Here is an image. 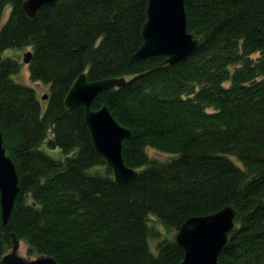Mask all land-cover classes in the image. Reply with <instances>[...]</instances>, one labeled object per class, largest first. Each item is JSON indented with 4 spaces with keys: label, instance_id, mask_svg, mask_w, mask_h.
Returning a JSON list of instances; mask_svg holds the SVG:
<instances>
[{
    "label": "trees",
    "instance_id": "1",
    "mask_svg": "<svg viewBox=\"0 0 264 264\" xmlns=\"http://www.w3.org/2000/svg\"><path fill=\"white\" fill-rule=\"evenodd\" d=\"M25 1L0 0V25L13 7L0 29V129L20 185L6 224L0 191V264L15 237L59 264H179L181 225L229 205L238 214L217 264H264V0H185L199 46L175 64L130 61L148 0H56L35 17ZM28 47L31 80L51 89L45 112L13 79L20 56L4 55ZM83 73L128 78L92 105L131 131V183L97 151L85 107L65 103Z\"/></svg>",
    "mask_w": 264,
    "mask_h": 264
},
{
    "label": "water",
    "instance_id": "2",
    "mask_svg": "<svg viewBox=\"0 0 264 264\" xmlns=\"http://www.w3.org/2000/svg\"><path fill=\"white\" fill-rule=\"evenodd\" d=\"M56 0H26L24 9L35 17L45 4ZM185 0H148L146 20L142 26V45L131 57L136 62L155 57H165L170 64L178 63L190 56L199 46V40L188 30ZM33 53L25 54L24 62L30 63ZM125 77L90 81L83 73L66 96L69 110L85 107V119L90 128L97 151L113 168L115 179L128 184L136 179L138 171L127 166L123 155V142L131 131L119 124L107 106L93 109L98 93L126 84ZM48 98V95L45 96ZM0 191L3 220L8 223L16 198L20 192L19 174L4 147L0 131ZM237 210L229 205L218 212L194 216L188 219L177 234V241L185 250L179 264H217L219 256L229 241V233L235 228ZM20 242L15 239L11 252L3 258V264H59L52 256H39L27 260L18 254Z\"/></svg>",
    "mask_w": 264,
    "mask_h": 264
},
{
    "label": "rangeland",
    "instance_id": "3",
    "mask_svg": "<svg viewBox=\"0 0 264 264\" xmlns=\"http://www.w3.org/2000/svg\"><path fill=\"white\" fill-rule=\"evenodd\" d=\"M12 8H13L12 5H10L6 9V13H5V16L3 18L2 24L0 25V29L3 26V24L7 21V19L9 18V14H10ZM29 50H32V48L28 47V48L21 49V50H16L15 48H9L4 52V55L5 56H12V55L13 56H20L21 60L23 61L24 54ZM13 79L16 82L32 85L35 87V89L37 90L38 98L40 99V102L42 105V110L45 112L48 105H49V100H47L45 98V96L50 95V93H51L50 86L47 85L46 83L42 82V81L33 82L31 80V77H30V68H29L28 64H25L23 69L20 72L15 73L13 75ZM150 154H151V156L153 155V157H156V158H159L162 160H165V159L171 157L170 154L162 153V152H159V151L154 150V149H150ZM151 248L154 252H158L157 240L151 243ZM18 254L27 260H32V259L37 258V256L28 255L27 245L24 241L20 242V246L18 248Z\"/></svg>",
    "mask_w": 264,
    "mask_h": 264
},
{
    "label": "bare ground",
    "instance_id": "4",
    "mask_svg": "<svg viewBox=\"0 0 264 264\" xmlns=\"http://www.w3.org/2000/svg\"><path fill=\"white\" fill-rule=\"evenodd\" d=\"M10 13H11V12H10ZM9 15H10V14H9ZM131 57H132V56H131ZM130 60H131V58H130ZM80 76H81V75H80ZM80 76H79V77H80ZM79 77H78V78H79ZM121 77H125V76H121ZM78 78H77V79H78ZM111 78H120V77H111ZM125 78H126V80H128L127 77H125ZM105 79H109V78H105ZM100 80H103V79H100ZM94 81H96V80H94ZM97 81H98V80H97ZM97 81H96V82H97ZM72 86H73V85H72ZM71 88H72V87H71ZM113 88H114V87H113ZM68 93H69V92H68ZM67 95H68V94H67ZM65 100H66V98H65ZM65 103H66V102H65ZM0 131L2 132L1 129H0ZM4 147H5V146H4ZM123 157H124V156H123ZM226 207H227V206H226ZM233 207H234V206H233ZM234 208H235V207H234ZM235 209H236V208H235ZM236 210H237V209H236ZM237 212H238V211H237ZM237 212H236V213H237ZM237 214H238V213H237ZM236 217H237V215H236ZM235 220H236V218H235ZM180 229H181V228H180ZM15 239H17L19 242H21L17 237H15V238H14V245H15ZM14 245H13V248H14ZM19 246H20V245H19ZM13 248H12V250H13ZM12 250H11V251H12ZM11 251H10V252H11Z\"/></svg>",
    "mask_w": 264,
    "mask_h": 264
}]
</instances>
